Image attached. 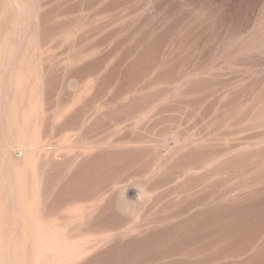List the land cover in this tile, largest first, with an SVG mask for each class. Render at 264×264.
I'll return each instance as SVG.
<instances>
[{
	"label": "rangeland",
	"instance_id": "1",
	"mask_svg": "<svg viewBox=\"0 0 264 264\" xmlns=\"http://www.w3.org/2000/svg\"><path fill=\"white\" fill-rule=\"evenodd\" d=\"M0 264H264V0H0Z\"/></svg>",
	"mask_w": 264,
	"mask_h": 264
},
{
	"label": "bare ground",
	"instance_id": "2",
	"mask_svg": "<svg viewBox=\"0 0 264 264\" xmlns=\"http://www.w3.org/2000/svg\"><path fill=\"white\" fill-rule=\"evenodd\" d=\"M5 156V155H4ZM22 162V161H21ZM7 163V162H6ZM8 169V168H7ZM7 179V178H6ZM7 187H8V185H7ZM11 192V191H10Z\"/></svg>",
	"mask_w": 264,
	"mask_h": 264
}]
</instances>
